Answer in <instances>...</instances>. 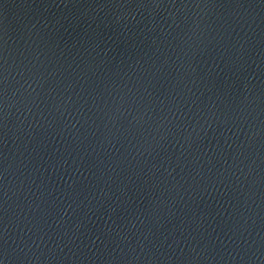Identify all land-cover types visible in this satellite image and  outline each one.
Returning <instances> with one entry per match:
<instances>
[{"label":"water","instance_id":"obj_1","mask_svg":"<svg viewBox=\"0 0 264 264\" xmlns=\"http://www.w3.org/2000/svg\"><path fill=\"white\" fill-rule=\"evenodd\" d=\"M0 264H264V0H0Z\"/></svg>","mask_w":264,"mask_h":264}]
</instances>
